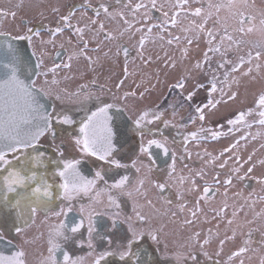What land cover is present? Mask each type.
<instances>
[{
    "label": "snow or ice",
    "instance_id": "snow-or-ice-1",
    "mask_svg": "<svg viewBox=\"0 0 264 264\" xmlns=\"http://www.w3.org/2000/svg\"><path fill=\"white\" fill-rule=\"evenodd\" d=\"M0 264H264V0L0 3Z\"/></svg>",
    "mask_w": 264,
    "mask_h": 264
},
{
    "label": "flooded vegetation",
    "instance_id": "flooded-vegetation-1",
    "mask_svg": "<svg viewBox=\"0 0 264 264\" xmlns=\"http://www.w3.org/2000/svg\"><path fill=\"white\" fill-rule=\"evenodd\" d=\"M13 2H15V0H13ZM0 3H6V0H0ZM190 166H195V163H196V161H195V157H193V160L192 161H186ZM181 165H179V163H178V167H180ZM254 183V182H253ZM252 183V184H253Z\"/></svg>",
    "mask_w": 264,
    "mask_h": 264
},
{
    "label": "rangeland",
    "instance_id": "rangeland-1",
    "mask_svg": "<svg viewBox=\"0 0 264 264\" xmlns=\"http://www.w3.org/2000/svg\"><path fill=\"white\" fill-rule=\"evenodd\" d=\"M257 3H260V0H257ZM253 183V182H252ZM253 186H255V183H253Z\"/></svg>",
    "mask_w": 264,
    "mask_h": 264
}]
</instances>
